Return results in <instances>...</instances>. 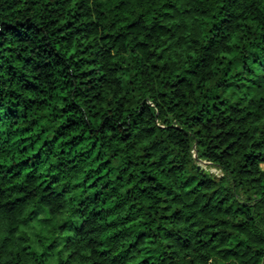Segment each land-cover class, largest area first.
Returning <instances> with one entry per match:
<instances>
[{
  "label": "trees",
  "instance_id": "1",
  "mask_svg": "<svg viewBox=\"0 0 264 264\" xmlns=\"http://www.w3.org/2000/svg\"><path fill=\"white\" fill-rule=\"evenodd\" d=\"M263 165L264 0H0V264H264Z\"/></svg>",
  "mask_w": 264,
  "mask_h": 264
},
{
  "label": "rangeland",
  "instance_id": "2",
  "mask_svg": "<svg viewBox=\"0 0 264 264\" xmlns=\"http://www.w3.org/2000/svg\"><path fill=\"white\" fill-rule=\"evenodd\" d=\"M204 168H206L209 172H211L212 174L216 175V176H221V172L216 169V168H208L207 166H203ZM264 168V165H263ZM28 232H30L34 237H40L42 235H44L45 231H46V227L43 224L42 221L38 220L36 221L34 224L30 225L28 228Z\"/></svg>",
  "mask_w": 264,
  "mask_h": 264
}]
</instances>
